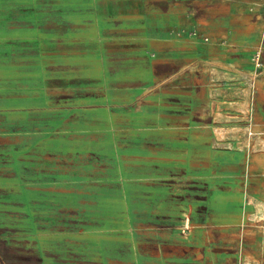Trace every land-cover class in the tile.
Returning <instances> with one entry per match:
<instances>
[{
  "label": "crops",
  "instance_id": "obj_1",
  "mask_svg": "<svg viewBox=\"0 0 264 264\" xmlns=\"http://www.w3.org/2000/svg\"><path fill=\"white\" fill-rule=\"evenodd\" d=\"M201 10L0 0V264H264V148L240 143L262 24Z\"/></svg>",
  "mask_w": 264,
  "mask_h": 264
},
{
  "label": "rangeland",
  "instance_id": "obj_2",
  "mask_svg": "<svg viewBox=\"0 0 264 264\" xmlns=\"http://www.w3.org/2000/svg\"><path fill=\"white\" fill-rule=\"evenodd\" d=\"M220 0H175V5H178L184 9H190L188 14L184 13L183 17L190 16L192 19L191 28L199 30L203 28L202 19L206 16L201 9L203 7L215 5ZM233 1L235 5H245V13L248 16L256 15V20L262 25L257 29L254 28V31L261 35L264 33V0H227ZM261 5V6H258ZM260 8V10L257 8ZM264 44H257L260 46ZM261 71H258L254 76V81L252 87L249 89V111L247 114V120L244 124H250V127H243L244 130H240L245 133L246 136L244 142H240L248 146V149L254 151H262L261 148H264V95L260 96L258 93V84L257 77ZM239 128V127H238ZM242 129V128H239ZM239 131V132H240ZM248 131H251V135L248 134ZM255 220L250 222L248 226V232L246 235L250 238H253V247L251 254H247L250 257H259L261 260H264V204H260L258 209V214L255 216ZM259 245V247H258ZM261 249V250H260ZM259 264H261L259 262Z\"/></svg>",
  "mask_w": 264,
  "mask_h": 264
},
{
  "label": "built area",
  "instance_id": "obj_3",
  "mask_svg": "<svg viewBox=\"0 0 264 264\" xmlns=\"http://www.w3.org/2000/svg\"><path fill=\"white\" fill-rule=\"evenodd\" d=\"M189 36L192 38H197V33L196 31H190L189 32ZM204 41H207L206 37H203ZM262 54H264V45H260L257 46L255 48V50L253 51L252 55H251V63L253 65L254 71H253V76H255V74L258 71L264 70V58H262ZM245 126L250 127V124H245ZM248 134L251 135V131H248ZM243 264H258V263H250V262H242Z\"/></svg>",
  "mask_w": 264,
  "mask_h": 264
}]
</instances>
